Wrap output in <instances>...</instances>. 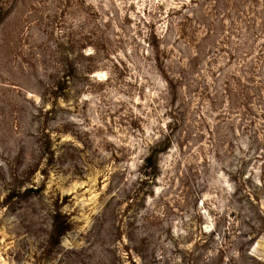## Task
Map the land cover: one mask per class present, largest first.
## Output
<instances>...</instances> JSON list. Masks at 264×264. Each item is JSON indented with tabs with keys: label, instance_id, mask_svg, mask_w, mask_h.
<instances>
[{
	"label": "rangeland",
	"instance_id": "rangeland-1",
	"mask_svg": "<svg viewBox=\"0 0 264 264\" xmlns=\"http://www.w3.org/2000/svg\"><path fill=\"white\" fill-rule=\"evenodd\" d=\"M0 264H264V0H0Z\"/></svg>",
	"mask_w": 264,
	"mask_h": 264
},
{
	"label": "trees",
	"instance_id": "trees-1",
	"mask_svg": "<svg viewBox=\"0 0 264 264\" xmlns=\"http://www.w3.org/2000/svg\"><path fill=\"white\" fill-rule=\"evenodd\" d=\"M153 158V155H149L145 160H144V162H145V168L146 169H148L149 167H151V163H152V159ZM145 176L147 177V178H150L151 176H149V174H145Z\"/></svg>",
	"mask_w": 264,
	"mask_h": 264
}]
</instances>
